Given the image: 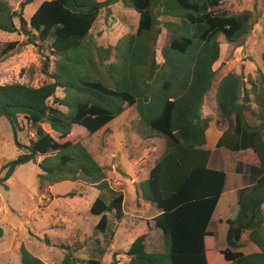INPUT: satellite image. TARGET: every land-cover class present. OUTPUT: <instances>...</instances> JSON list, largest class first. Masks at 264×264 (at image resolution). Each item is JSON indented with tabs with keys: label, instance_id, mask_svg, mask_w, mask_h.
Returning <instances> with one entry per match:
<instances>
[{
	"label": "trees",
	"instance_id": "trees-1",
	"mask_svg": "<svg viewBox=\"0 0 264 264\" xmlns=\"http://www.w3.org/2000/svg\"><path fill=\"white\" fill-rule=\"evenodd\" d=\"M224 1L48 0L31 16L28 27L22 15L0 0V30L20 31L29 44L41 43V50L52 39L48 49L56 58L53 82L38 87L0 85V119L5 118L15 134L22 131L20 117L35 130L29 152L2 168L6 173L0 185L8 190L6 183L18 166L43 157L38 163L41 186L84 179L101 192L90 212L100 217L96 231L102 239L95 241L91 258L85 261L75 257L81 245H62L67 253L61 264H102L116 235L111 215L117 220L125 216L124 194L109 187L106 168L74 132L80 126L94 135L134 107L143 124L169 140L170 149L151 168L141 193L160 211L152 221L164 240V251L148 252L149 236L144 233L126 252L127 264H264V73L249 81V89L242 75L230 73L218 79L213 66L221 54L219 37L243 47L256 24L252 11L216 13ZM119 2L139 14L137 30L113 48H96L94 54L87 46L90 32L101 11L110 12ZM161 28L170 39L162 50L164 62L158 63ZM18 45L9 43L1 56L8 57ZM113 52L115 61L106 63ZM58 90L64 97H57ZM211 92L220 118L228 123L226 129L218 117L204 115L205 98ZM247 113L256 125L248 122ZM206 146L229 150L237 160L236 172L247 168L249 183L238 192L237 211L226 221V248L219 251L207 246L215 237L209 227L227 174L210 168ZM104 192L110 193L109 200ZM3 234L0 228V238ZM246 234L257 248L250 254L239 251ZM20 253L21 264H46L24 246ZM119 255L114 253L110 264H121Z\"/></svg>",
	"mask_w": 264,
	"mask_h": 264
},
{
	"label": "rangeland",
	"instance_id": "rangeland-1",
	"mask_svg": "<svg viewBox=\"0 0 264 264\" xmlns=\"http://www.w3.org/2000/svg\"><path fill=\"white\" fill-rule=\"evenodd\" d=\"M3 1L17 14L22 15L28 24L34 12L48 0H33L24 6L22 4L26 0ZM109 10L110 12L105 8L101 11L87 39V46L94 50L92 51L94 54L96 48H113L137 30L139 22L137 11L126 7L123 2L112 5ZM214 11L227 15H237L244 11L254 13L256 24L243 47L229 44L225 37H219L221 54L213 66L219 80L230 73L242 75L249 89V81H256L260 71L264 73V0H225ZM15 22L20 28L18 17ZM169 39L168 32L161 28L157 44L158 63L164 62L162 50L169 44ZM12 42H18L19 45L8 57H2L1 51ZM51 43L52 39L48 44H44L42 51L41 43L29 44L27 36L20 31L10 34L0 30V85L21 83L38 87L45 82H53L50 77L55 70L56 58L49 53L48 46ZM112 56L106 63L115 61L114 52ZM99 69L106 73L101 64ZM56 95L64 97V92L58 90ZM207 98L205 107L207 116L218 117L220 127L226 129L228 123L220 118L212 92ZM51 103L52 101L49 102ZM247 118L251 125L257 124L251 113H247ZM19 125L22 131L15 134L11 124L5 118L0 119V178L6 173L2 168L28 153L27 147L30 146L31 139H34L35 130L30 123L20 117ZM214 134L219 137L216 132ZM74 136L83 137L86 148L99 164L106 168L109 187L122 192L125 197L124 218L117 220L111 215L116 235L102 264H110L114 253L120 254L117 259L121 264H127L129 259L125 256L126 252L144 233L150 234L147 251L163 252L164 240L154 230L152 224V219L159 210L152 202L145 201L141 193L148 179L149 168L170 149L169 140L143 124L135 107L127 109L105 129L94 135L77 126ZM205 148L211 153V168L216 169L220 157L226 165L225 190L228 189L229 193L224 195V191L222 204L217 207L212 226L216 235L207 246L210 251H219L226 247L227 231L225 223L227 217L221 216V213L228 205L233 208L226 216L231 217L237 211L238 192L249 186L247 168L243 169L242 174L236 172L237 160L227 149H217L213 146ZM42 159L43 157H38L36 163L29 162L18 166L6 183L9 186L8 190L0 185V228L4 232L0 238V264H21V246L46 264H61L67 253L62 245L71 247L81 245L75 257L85 261L91 258L90 252L93 244L96 245L95 241L102 239L100 233L96 231L100 217L90 212L93 203L101 196L99 189L84 179L57 184L44 182L41 186L38 163ZM127 175H131L132 178H126ZM102 195L109 200L110 193L104 192ZM46 240L49 242L46 243ZM244 242V247L239 251L245 254L256 251L252 248L256 246L253 244L250 246L251 243L247 241V234L244 235Z\"/></svg>",
	"mask_w": 264,
	"mask_h": 264
},
{
	"label": "crops",
	"instance_id": "crops-1",
	"mask_svg": "<svg viewBox=\"0 0 264 264\" xmlns=\"http://www.w3.org/2000/svg\"><path fill=\"white\" fill-rule=\"evenodd\" d=\"M207 100H208V98L206 97V98H205V105H204V108H203V112H204V115H205V116H207V114H208V113L205 112V107H206ZM210 110L213 112L212 109H210ZM226 154H228V153H226ZM161 158H162V157H161ZM161 158H160V159H161ZM160 159H159V160H160ZM210 159H211V158H210ZM159 160L155 161V163L158 162ZM155 163L153 164V166L155 165ZM211 163H213L212 160H211ZM217 163H218V164L216 165V169H217V170L220 169V170H223V171H224V169L226 168L225 162H224L223 160H221V161H219V162H217ZM153 166H152V167H153ZM209 166H210V162H209ZM152 167H150L149 170H148V177H149V173H150V170H151ZM210 168H211V167H210ZM212 169H213V168H212ZM116 172H117V171H116ZM117 175H118V174H117ZM123 176H125V175H123ZM119 177H120V176H119ZM126 178H132V176H131V175H127ZM131 181H133V179H132ZM225 187H226V186H225ZM224 191H225V194H224V195H228V193H229L228 191H229V190L227 189V190H224ZM221 204H222V197H221V199H220V201H219L218 206L220 207ZM232 208H233V206H229V205H228L227 208L224 209V210L222 211V213H221V216H225V217H227V218H225V223H226L227 219H229V217H230V216H226V215H228V213H231L230 211L232 210ZM159 213H160V211H159ZM159 213H157V215H158ZM216 213H217V209H216V212H215V214H214V216H213V220H212V222H211V224H210V227H209V230L212 231V232H214L213 229H212V226H213V222H214V219H215ZM232 213H233V212H232ZM157 215H156V216H157ZM229 215H231V214H229ZM156 216H155V217H156ZM152 224H153V226H154V222H153ZM226 226H227V225H226ZM226 232H227V231H226ZM214 233H215V232H214ZM149 235H150V234L148 233V236H149ZM215 235H216V234H215ZM148 239H149V238H148ZM147 242H148V240H147ZM250 246H252V244H250ZM225 248H226V247H225ZM225 248H224V249H225ZM252 248H253L254 250L257 251V248H256V247H253V246H252ZM224 249H221V250H224Z\"/></svg>",
	"mask_w": 264,
	"mask_h": 264
}]
</instances>
